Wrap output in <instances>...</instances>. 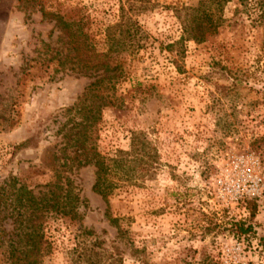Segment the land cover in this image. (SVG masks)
<instances>
[{"label":"rangeland","instance_id":"374dc122","mask_svg":"<svg viewBox=\"0 0 264 264\" xmlns=\"http://www.w3.org/2000/svg\"><path fill=\"white\" fill-rule=\"evenodd\" d=\"M51 13L118 66L108 73L115 101L100 109L90 142L115 162L107 204L91 190V164L62 173L56 158V131L71 116L63 110L105 75L69 62ZM205 15L218 26L192 40L183 28H205ZM245 154L259 162L261 192L248 208L225 207L214 178ZM56 174L78 199L43 219L41 264H264L259 0H0V264L9 262V193L23 185L39 196ZM237 222L249 230L236 236Z\"/></svg>","mask_w":264,"mask_h":264},{"label":"trees","instance_id":"16d2710c","mask_svg":"<svg viewBox=\"0 0 264 264\" xmlns=\"http://www.w3.org/2000/svg\"><path fill=\"white\" fill-rule=\"evenodd\" d=\"M262 13H264V0H259ZM44 17H50L55 24L62 29L68 36L69 50L73 52V56H68L69 62L76 64L79 71L92 70L96 72L101 69L104 77H97L75 98L71 106L63 111L70 114L67 123L62 124L56 131L59 135V148L57 150V159L61 160V172L64 167L70 171L73 165L84 166L91 164L94 168V181L91 190L97 194L104 203L107 204V197L111 193L113 184L109 179L111 165L115 163L110 161L107 163L95 149L90 146L94 126L100 109L112 106L115 99L113 97V84L111 79L114 76H108V73L116 70V63L110 67L109 61L97 54L93 47L88 43L84 34L81 33L77 24L66 22L61 16L56 14H43ZM207 26L201 27L200 23H195L192 29L183 28V31L189 35L192 40H200L204 32L215 31L219 24V19H213L211 15H205ZM110 36V40H111ZM112 44L117 42L112 39ZM79 49L87 50L88 55L81 57ZM109 59V58H108ZM105 81V82H104ZM22 144H20L21 146ZM19 146V145H18ZM59 173V172H58ZM63 173V172H62ZM56 174L53 182L45 184L47 190L41 195H34L30 189L23 185L14 188L12 192V201L8 205H12L15 211L9 215L11 221V233L8 236L6 244L8 264H41L40 247L43 238V219L49 213L60 215L68 214L71 210L72 203L77 201V197L71 193V182L68 177ZM4 193V192H3ZM5 194H2L4 196ZM253 199H244V206L248 208ZM116 224L117 219H111ZM230 231L236 236L245 234L249 228L243 224L233 223ZM123 232L118 230V235Z\"/></svg>","mask_w":264,"mask_h":264},{"label":"built area","instance_id":"2783aa9c","mask_svg":"<svg viewBox=\"0 0 264 264\" xmlns=\"http://www.w3.org/2000/svg\"><path fill=\"white\" fill-rule=\"evenodd\" d=\"M259 170V162L252 154L228 157L214 178L221 204L227 207L259 196L263 185Z\"/></svg>","mask_w":264,"mask_h":264}]
</instances>
